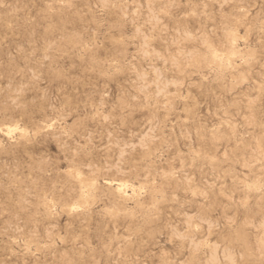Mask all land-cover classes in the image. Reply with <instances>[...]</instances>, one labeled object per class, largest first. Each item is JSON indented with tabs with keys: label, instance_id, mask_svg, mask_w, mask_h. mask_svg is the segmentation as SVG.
I'll return each mask as SVG.
<instances>
[{
	"label": "rangeland",
	"instance_id": "obj_1",
	"mask_svg": "<svg viewBox=\"0 0 264 264\" xmlns=\"http://www.w3.org/2000/svg\"><path fill=\"white\" fill-rule=\"evenodd\" d=\"M0 264H264V0H0Z\"/></svg>",
	"mask_w": 264,
	"mask_h": 264
}]
</instances>
